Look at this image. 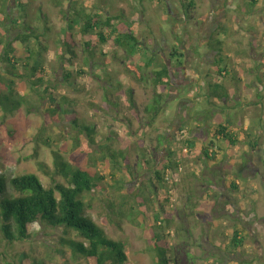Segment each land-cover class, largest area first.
I'll use <instances>...</instances> for the list:
<instances>
[{
    "label": "rangeland",
    "instance_id": "1",
    "mask_svg": "<svg viewBox=\"0 0 264 264\" xmlns=\"http://www.w3.org/2000/svg\"><path fill=\"white\" fill-rule=\"evenodd\" d=\"M193 1L195 9L188 20L181 0H8L9 4L0 0V50L25 32L23 22L30 23L32 30L46 33L48 51L41 60L50 81L54 80L47 93L41 89L29 94V105L7 116L14 140L2 126L0 107V175L9 179L36 174L50 187L53 181L38 163L53 171L52 151L61 146L68 151L62 152L65 160L76 166L72 145L79 140L93 150L84 166L106 177L98 182L100 189L85 196L87 214L110 238L127 242L129 264H157L158 226L170 264H264V0H257L252 14H248L249 0ZM95 13L103 19L121 17L130 24L141 42L137 54L127 56L112 40L100 44L95 32L83 34L82 19ZM67 33L73 37L75 56L71 65H62ZM218 37L224 39L225 64H219L221 57L211 50ZM86 43L94 54L92 60ZM177 45L185 53L184 66L175 67L173 60V88L166 93L160 115L150 122L144 110L152 104L153 89L136 83L129 65L159 62L162 55L171 59ZM1 53L0 77L10 78L4 74ZM217 62L230 72L222 81L226 89L220 87L227 90V100L205 98ZM67 74L69 79L64 78ZM14 82L11 88L18 92L22 84L18 78ZM130 89L136 108L129 102ZM49 108L57 110L56 119ZM218 123L232 129L240 142L233 148L222 142L217 158L207 161L201 151ZM83 126L95 130L96 145L88 144L80 130ZM43 127L52 148L38 141ZM187 140L193 141V149ZM252 140L258 141L255 149L248 144ZM108 148L122 156L123 165L114 164ZM126 156L133 176L123 163ZM168 165L163 173L170 180L161 184L154 172ZM232 183L239 190L233 191ZM126 190L128 203L120 208ZM111 201L117 205L114 213L107 205ZM159 201L172 212L170 226L163 215L162 224L155 223L156 212L162 211ZM125 209L126 217L120 215ZM236 230L245 238L241 250L232 247ZM65 231L36 225L32 239L15 243L5 241L0 233V264H89L61 246ZM69 236L81 240L74 232Z\"/></svg>",
    "mask_w": 264,
    "mask_h": 264
},
{
    "label": "trees",
    "instance_id": "2",
    "mask_svg": "<svg viewBox=\"0 0 264 264\" xmlns=\"http://www.w3.org/2000/svg\"><path fill=\"white\" fill-rule=\"evenodd\" d=\"M181 1L187 19L191 20L190 14L195 9V2L193 0ZM5 2L7 4L11 3V1L8 3V0H5ZM28 3L23 4L26 5ZM257 4V0H249L248 6L250 9L248 14H252L255 11ZM68 16L67 13L64 15L66 19H68ZM102 16L101 13H95L93 16H86L84 20L82 19L83 34L86 35L95 32L100 44L104 45L112 40L114 45L122 49L127 56L136 55L141 42L130 24L122 21L121 17L111 18L106 16L103 19ZM13 23L16 26L18 25V21H14ZM22 27L25 32L17 36L14 41L6 42L4 48L1 49V59L5 63L4 74L10 76V78L0 77V107L4 111L2 126L7 130L11 140L15 138V130L7 120V116L14 114L24 104L29 105L27 98L29 94H39L41 93V89H44L43 93H47L49 87H54V80L53 82L50 81V75L45 70V64L41 60L43 53L48 51L46 33H37L32 30L28 22H23ZM223 41L224 39L218 37L216 45L212 46L211 49L217 53L218 57H221L218 61L219 64H225L227 59ZM63 43L67 51L62 54V65H71V57L75 56L72 35L67 33ZM85 46L89 52V59H94L93 52L89 50L90 44L86 43ZM175 47L176 49H172L171 59L168 58L167 60L162 55L158 56L161 59L159 62L152 59L151 62L144 64V66L129 65V73L132 79L138 84H149L153 89L152 104L151 106H146L144 110L150 122L155 121L160 115L166 93L173 88V79L175 76V68L172 66L173 60H176L177 65L175 67L182 68L184 66L185 53L180 51L178 45ZM218 62L214 83L209 85V91L205 95V98L227 100V90L224 91L220 87L223 86L222 81L226 80L230 72L226 67L224 69L220 67ZM19 67L24 69V74L21 73ZM17 78L22 84L18 92L14 88H11ZM64 78L69 79L70 75L67 74ZM6 87H10L9 91L3 93L2 89ZM223 87L226 89L225 86ZM128 97L130 105L136 108L132 89L128 91ZM50 100L55 105L53 98H50ZM48 111L50 116L56 119L57 110L55 108H49ZM72 123H75L78 127L76 121H72ZM80 130L88 137V144L90 146L97 144L95 130L93 128L83 126L80 127ZM46 132L45 127L41 128L38 141L42 142L48 148H52V140L48 136H45ZM222 142L227 147L233 148L239 144L240 140L239 136L232 129L222 123H218L215 131L208 138L205 147L201 151L204 160L214 161L217 158L216 152L220 149ZM248 144L253 149L258 147L257 140L249 141ZM186 145L191 149L194 148L193 141L187 140ZM60 147L52 151L54 160L53 171H49L46 164L38 163L40 170L53 181L50 187H45L40 177L36 174H22L9 179L4 175H0V233L2 238L9 243L24 242L32 239L36 225H44L49 228L61 227L66 230V234L61 239L60 244L62 247L70 249L75 257L83 258L89 264H129V257L126 251L127 242L116 241L110 238L105 229L100 227L87 214L88 205L85 196L95 193L100 189L98 182L106 180V177L98 176L89 167L84 166L87 164L89 157L92 156L93 150L89 146H82L79 140H75L72 145V150L77 151L72 156L76 165L74 166L66 161L62 154V152L68 153V151ZM107 154L114 161V164L117 162V165H123L119 163V159L122 156H119L115 150L108 148ZM36 155H38V152H36ZM123 163L128 167L130 175L133 176L132 166L127 156L124 158ZM144 165H148L146 160L144 161ZM174 165L176 167L178 166L177 163H174ZM164 169L168 170L169 165L160 167V169L154 172L155 179L161 184L166 183L168 177L163 173ZM180 170L182 169L180 168ZM57 177H60L63 181H58ZM112 178L114 179L115 176H112ZM127 182L128 179H125V182H122L123 184L121 183L122 187ZM238 184L232 183L230 188L233 191H237L239 190ZM129 194L128 190H126V195L123 196L122 203L119 206L120 208L127 206ZM165 202L168 203L169 200L167 199ZM159 204L162 211L160 213H158L159 211L156 212L157 216L154 217L155 223L156 225L158 223L162 224L160 218L163 215L165 221L170 226L172 212L166 211L162 202L159 201ZM107 205L114 213L117 205L112 201L107 202ZM130 209L136 211L139 208L130 207ZM127 210L120 211V215L126 217ZM158 228L161 231V237L157 239L155 246L158 254L157 264H170L172 260L168 257V249L165 246L166 242L162 241V227L158 226ZM71 232H74L81 240L69 236ZM231 243L232 247L241 250L244 247L245 238L236 230L231 238Z\"/></svg>",
    "mask_w": 264,
    "mask_h": 264
},
{
    "label": "built area",
    "instance_id": "3",
    "mask_svg": "<svg viewBox=\"0 0 264 264\" xmlns=\"http://www.w3.org/2000/svg\"><path fill=\"white\" fill-rule=\"evenodd\" d=\"M167 180H170L169 177H167Z\"/></svg>",
    "mask_w": 264,
    "mask_h": 264
}]
</instances>
